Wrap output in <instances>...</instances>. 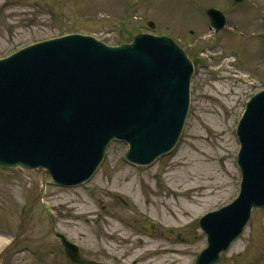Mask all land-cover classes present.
I'll return each mask as SVG.
<instances>
[{
    "label": "rangeland",
    "instance_id": "1",
    "mask_svg": "<svg viewBox=\"0 0 264 264\" xmlns=\"http://www.w3.org/2000/svg\"><path fill=\"white\" fill-rule=\"evenodd\" d=\"M208 7L227 19L216 34L203 13ZM143 31L176 37L191 58H202L176 147L148 167H134L123 160L127 146L111 142L89 180L47 184L43 198L56 231L85 259L194 264L206 247L198 219L238 194L235 130L248 99L264 87V0L240 6L231 0H0V58L65 34H89L114 46ZM43 176L0 167V249L14 236L20 264H70L49 228ZM215 264H264V208L253 209Z\"/></svg>",
    "mask_w": 264,
    "mask_h": 264
},
{
    "label": "water",
    "instance_id": "2",
    "mask_svg": "<svg viewBox=\"0 0 264 264\" xmlns=\"http://www.w3.org/2000/svg\"><path fill=\"white\" fill-rule=\"evenodd\" d=\"M209 12L218 27L221 15ZM191 73L182 50L150 35L120 47L73 35L25 48L0 60V164L44 167L74 184L93 173L114 137L128 142V159L148 163L180 134ZM238 134L240 194L201 219L208 246L195 264L216 262L251 208L264 205V91L251 99ZM62 239L71 259L84 263Z\"/></svg>",
    "mask_w": 264,
    "mask_h": 264
},
{
    "label": "bare ground",
    "instance_id": "3",
    "mask_svg": "<svg viewBox=\"0 0 264 264\" xmlns=\"http://www.w3.org/2000/svg\"><path fill=\"white\" fill-rule=\"evenodd\" d=\"M7 201H11V199H8Z\"/></svg>",
    "mask_w": 264,
    "mask_h": 264
}]
</instances>
